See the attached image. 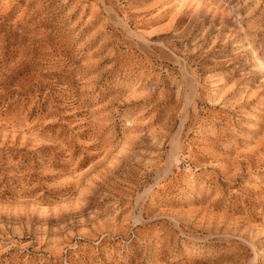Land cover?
<instances>
[{
  "label": "rangeland",
  "instance_id": "rangeland-1",
  "mask_svg": "<svg viewBox=\"0 0 264 264\" xmlns=\"http://www.w3.org/2000/svg\"><path fill=\"white\" fill-rule=\"evenodd\" d=\"M0 264H264V0H0Z\"/></svg>",
  "mask_w": 264,
  "mask_h": 264
},
{
  "label": "bare ground",
  "instance_id": "bare-ground-1",
  "mask_svg": "<svg viewBox=\"0 0 264 264\" xmlns=\"http://www.w3.org/2000/svg\"><path fill=\"white\" fill-rule=\"evenodd\" d=\"M192 91V90H191ZM193 94V93H192ZM190 100H191V96L187 94L186 96V103H185V110L187 109V106L188 104L190 103ZM186 112V111H185ZM184 112V114H185ZM186 115V114H185ZM185 118V117H184ZM183 118V119H184ZM179 131L178 130L176 132V134H174V136L172 137L171 139V146H170V152H169V155L167 156V164L166 166L167 167H170L172 165H174L175 161H176V157H177V154H178V148H179V142H178V135H179ZM129 140V139H128ZM125 153V151H124ZM127 153V152H126ZM105 159V158H104ZM171 168V167H170ZM167 169V168H166ZM170 170V169H169ZM81 178V177H80ZM159 178V177H158ZM161 178V177H160ZM255 258L257 257V254H255L254 256Z\"/></svg>",
  "mask_w": 264,
  "mask_h": 264
}]
</instances>
